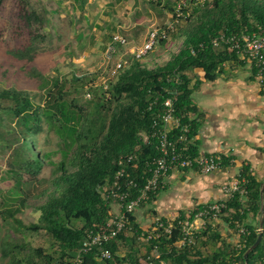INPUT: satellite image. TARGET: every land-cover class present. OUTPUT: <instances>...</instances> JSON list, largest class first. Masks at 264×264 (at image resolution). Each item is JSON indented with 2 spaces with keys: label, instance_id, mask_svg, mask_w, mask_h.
Masks as SVG:
<instances>
[{
  "label": "trees",
  "instance_id": "trees-1",
  "mask_svg": "<svg viewBox=\"0 0 264 264\" xmlns=\"http://www.w3.org/2000/svg\"><path fill=\"white\" fill-rule=\"evenodd\" d=\"M78 1L82 8L84 0ZM186 1L189 4L196 0ZM168 3L167 0L166 6ZM168 8L174 18V7ZM44 13L45 9L38 11L27 6L23 18L28 25H42ZM185 20L183 27L174 26L168 31L179 30L176 36L182 39L163 63L148 67L131 58L127 66L100 85L93 84L94 78L89 74H71L67 78L31 68L28 75L37 80L38 100L34 98L36 94L26 90L0 89V126L5 127L0 134L4 146L11 150L7 174L13 179V186L20 189V194L1 199L0 217L30 232L44 230L52 241L51 251L41 246L28 248L23 243L9 245L2 251L9 264H77V254L80 264H158L160 260L166 264H264V186L260 197L264 178L259 179L250 161L244 158L236 173L237 188L230 196L198 202L188 210L179 209L172 219L160 215L147 230L137 222L133 210L129 211L124 226L103 244L110 251L109 257L98 258V248L79 251L86 235L101 229L111 217L112 201L104 198L103 188L112 185L120 167L124 168L120 187L129 192L126 200L141 196L152 160L160 155L157 133L162 129L160 116L166 108L165 100H171L172 113L179 119L167 137L181 155L196 158L200 154H217L220 169L234 165L236 157L232 153H200L197 134L205 113L191 97L200 79L193 81L190 72L200 69L203 80L214 81L226 64L244 68L248 63V79L257 78L254 63L240 57L219 38L263 30L264 0H204L191 7ZM44 38L45 34H33L26 45L11 49L10 53L31 61L39 48L37 42ZM215 39L218 45L214 44ZM262 81L260 87L264 86ZM81 90L91 96L88 104L78 100ZM44 125L57 137L55 150L41 152L37 148L36 136ZM180 135L185 139H178ZM261 150L264 153V148ZM53 152L60 153L57 161L49 159ZM128 154L133 155V160L119 164V157ZM45 163L52 165L47 195L37 205V220L25 224L17 216L27 206L23 185L38 181ZM189 169L197 170V166L178 168ZM165 186L163 178L137 205L156 200ZM214 203L220 204L215 217L238 235L237 241L223 235L212 224L215 217L207 215H200L204 221L199 228L184 232L182 222L192 223L200 211ZM260 215L261 239L244 256L257 237Z\"/></svg>",
  "mask_w": 264,
  "mask_h": 264
},
{
  "label": "rangeland",
  "instance_id": "rangeland-1",
  "mask_svg": "<svg viewBox=\"0 0 264 264\" xmlns=\"http://www.w3.org/2000/svg\"><path fill=\"white\" fill-rule=\"evenodd\" d=\"M166 1L162 0L161 4H156L155 0H84L81 8L78 0H0V89L16 88L26 90L31 95L38 93L37 80L28 75L31 68L45 75H60L67 78L71 74H89L94 78L93 84H104L111 78L118 58L126 57L131 61V49L142 44L151 29L166 27L173 20L172 11L168 8L170 5L174 7L173 0H168L167 6ZM203 1L196 0V3L187 4L188 12L193 5ZM27 6L34 7L38 11L45 9L42 25L26 23L23 10ZM185 21V18L180 19L175 27L177 29L183 27ZM36 33L45 34V38L37 42L39 48L31 61L17 58L10 53L11 49L26 45L31 35ZM115 33L126 37L128 42L125 46L112 41V35ZM178 33L179 30L169 33V37L163 43L154 44L146 56L139 61L148 67L166 61L181 43L182 38L176 36ZM190 75L200 77L202 71L196 69L195 72H190ZM246 76L247 70L238 68L232 76V86L238 87L245 83ZM232 86H226L220 77L216 81L201 80L192 91L193 101L210 113L220 115L225 122L222 126L226 127L224 132L222 130L212 134L210 133V129L213 128L212 122L206 120L202 126L205 129H200L203 142L201 146L206 145L203 140L208 144H213L216 140L218 145L225 140L232 145L239 138V134H242L246 145L260 147L259 149L256 147L254 156L249 157L246 152L244 156L250 158L256 176L261 179L264 178L262 163L264 153L261 150L264 148V93L254 91V87H260V80L258 78L251 80L247 88L249 98L257 104V109L246 105L244 97L242 99L244 107L241 111L236 105L241 95H238L236 90L234 92ZM262 87L260 89L264 90ZM85 94L84 90L77 94L82 104L91 101V96L89 98ZM229 94L233 97L232 101L223 98ZM34 98L38 100L39 97L36 94ZM256 128L257 138L253 133ZM4 129L5 127L0 126L1 131ZM1 134L0 202L4 196L20 194V189L13 186V179L7 174V161L11 156V150L4 146L5 141ZM56 141V135L48 130L46 125L36 136L37 148L41 152L55 150ZM59 158V152H53L49 157L53 161ZM241 159L239 155L231 167L226 170L219 168L209 173L193 169L187 172L173 169L171 174L165 177L166 186L158 193L156 200L134 207L133 212L137 222L147 230L160 215L172 219L179 209H191L197 201L226 198L222 186L237 181L236 173ZM51 169L52 165L45 163L39 175L40 179L23 185L22 193L27 197V206L17 216L25 224L34 222L38 218L37 205L47 195ZM220 175H223V178ZM117 208L115 202L110 203L111 212ZM212 220V224L217 225L223 235H229L227 237L232 242L237 241L238 235L227 228L220 217L217 216ZM203 221V218L196 217L190 224L189 230L199 228ZM51 242L44 230L30 232L16 227L11 220H3L0 217V264H9L8 258L2 256V251L13 243H23L28 248L41 246L46 251H51Z\"/></svg>",
  "mask_w": 264,
  "mask_h": 264
},
{
  "label": "built area",
  "instance_id": "built-area-1",
  "mask_svg": "<svg viewBox=\"0 0 264 264\" xmlns=\"http://www.w3.org/2000/svg\"><path fill=\"white\" fill-rule=\"evenodd\" d=\"M188 2L186 0H173L174 13L175 16L173 20L166 26L162 28L151 29L146 39L139 46H135L131 49L132 58L140 60L152 49L154 44H156L160 39L168 38V31L173 30L176 22L180 19L185 18L188 15V10L185 11ZM220 42L227 44L231 49H234L240 57H246L247 61L254 63L258 69L257 78L260 82L264 80V29L260 31H253L251 33H243L241 35H231L224 36L221 35L219 38ZM112 41L125 46L127 44V39L119 33L112 35ZM219 41L214 40V44L218 45ZM130 61L126 57H120L117 59L112 75L115 72L125 66H127ZM89 97V93L85 94ZM165 110L161 114L160 119L162 121V129L158 130L157 140L158 148L160 150V155L152 160V167L150 170V175L146 180L144 189L142 190L141 196L128 199L129 192L123 190L120 187L119 179L124 174V168L120 167L115 174V179L110 187L103 188V196L106 199H110L115 202L118 206L117 210L111 212V217L106 221L105 225L98 231H90L82 242V246L79 251H87L93 248H98V258H107L110 256V251L108 248L103 247V244L109 242L117 232L124 226L126 222V213L132 211L134 207L138 204L139 200L144 197L145 193L151 189H155L159 182L166 177L169 169H178L179 167H190L193 164L197 166V170L203 173H209L214 170L219 169L220 158L217 154H200L196 158H190L188 156L181 155L180 151L176 149L174 143L168 139L167 132L178 124L179 119L175 117L172 113L173 109L171 107V100L167 99L164 101ZM180 140H184L185 137L180 135L178 137ZM185 149V148H184ZM133 155L128 154L125 156H120L118 163L121 164L124 161L129 162L133 160ZM130 180L127 184H130ZM237 188V181L233 182L231 185L224 184L222 186L223 191L228 196ZM219 203H214L208 205L205 209L199 212L200 215H207L211 217L216 216V212L219 210ZM191 223L188 221L182 222V228L185 233H189V226ZM169 226L166 227V231H169ZM80 254H77L76 262L80 264L81 258ZM157 256V254H155ZM143 264H155L152 261L145 262ZM158 264H166L162 260Z\"/></svg>",
  "mask_w": 264,
  "mask_h": 264
},
{
  "label": "crops",
  "instance_id": "crops-1",
  "mask_svg": "<svg viewBox=\"0 0 264 264\" xmlns=\"http://www.w3.org/2000/svg\"><path fill=\"white\" fill-rule=\"evenodd\" d=\"M224 68H225L224 72H222L217 79H219L221 77L223 79L224 84L226 86H229L230 87V86H232V82H231L232 81V76H233V74L235 72H237L238 68H240V67L239 66H233V67H231L229 64H226ZM241 68H243V67H241ZM244 69L247 70V76L245 77L246 81H244L245 83H242L241 85H238V87L232 86L233 87L232 89L234 90V92L236 90V93L238 95H241V96H239V97H241L240 98V101L236 104L241 111L243 110V107H244V104L242 102L243 101L242 99H244V97H245V103H246V105H250V106L254 107L255 109H257V107H258L256 103H254L253 101H251V99L249 98V95H248L249 94V90L247 88L249 87V84L251 83V80L248 79V75H249V72H250L249 71V68H248V63L246 64V66L244 67ZM195 71L196 70H194V72ZM195 78L200 79V81L203 80L202 75L200 77H196L195 75H193V81L195 80ZM217 79H215L214 81H216ZM262 88H264V86ZM254 91H256L258 93H261V94L264 93V90H261L260 87H256V88L254 87ZM229 95L228 96H224L223 98L225 100L226 99H229V100L232 101L233 100V97L231 95L230 96ZM196 105L199 107L200 110H203L204 113H205L204 118H203V122L201 124L200 129H205V127H202L203 124L205 123L206 120H210L212 122V125H213V128L210 127L211 128L210 129V133L212 132V134H214L215 132H220L222 130L224 132V130H225L226 127L224 128V126H222V125H224L225 122H223V120L221 119V116L220 115H218L217 113H210L206 109H203L197 103H196ZM246 105H245V108H246ZM200 129H199V132L197 134V138H199V149H200V153H202V152L232 153V154L235 155L236 159L240 155L242 157V159L245 158V159H247V160L250 161V158H248L247 156H244V153L245 152L248 153V155L250 157V156H252L256 152V147L257 146H252L251 147V146L246 145L245 142H243L242 134H239V138H237L236 141L233 142L234 144H232V145L229 144V142H227L225 140L223 142H220L219 145L217 144V141L216 140L213 142V144H208V142H206L205 140H203L206 145L205 146H201V145H203V142H202L201 137H200ZM253 133H254V137L257 138V136H258V134H257L258 133V129L256 128L255 130H253ZM259 148L260 147H257V149H259ZM236 159H235V161H236ZM251 166H252V164H251ZM224 170H226V169H224ZM187 171H190V170H186L185 172H187ZM217 175H219V173ZM217 175H215V176H217ZM220 177L223 178V175L222 176L220 175ZM206 186L208 188V184ZM198 202H205V201H197L196 203H198Z\"/></svg>",
  "mask_w": 264,
  "mask_h": 264
},
{
  "label": "water",
  "instance_id": "water-1",
  "mask_svg": "<svg viewBox=\"0 0 264 264\" xmlns=\"http://www.w3.org/2000/svg\"><path fill=\"white\" fill-rule=\"evenodd\" d=\"M263 186H264V182L261 183V186H260V197H261ZM260 209H262V206H260ZM261 226H262V216L260 215V218H259V221H258V234H257V237L254 240V242L248 247V249L244 252V256H246L247 253L249 252V250L253 249L258 244V242L260 241L261 236H262Z\"/></svg>",
  "mask_w": 264,
  "mask_h": 264
}]
</instances>
